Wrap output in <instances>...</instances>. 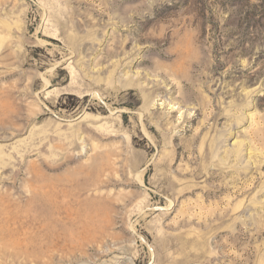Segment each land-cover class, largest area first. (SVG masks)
<instances>
[{"label":"rangeland","instance_id":"374dc122","mask_svg":"<svg viewBox=\"0 0 264 264\" xmlns=\"http://www.w3.org/2000/svg\"><path fill=\"white\" fill-rule=\"evenodd\" d=\"M0 264H264V0H0Z\"/></svg>","mask_w":264,"mask_h":264},{"label":"bare ground","instance_id":"6f19581e","mask_svg":"<svg viewBox=\"0 0 264 264\" xmlns=\"http://www.w3.org/2000/svg\"><path fill=\"white\" fill-rule=\"evenodd\" d=\"M14 223H15V221H14ZM11 235V234H10ZM16 244V243H15Z\"/></svg>","mask_w":264,"mask_h":264}]
</instances>
